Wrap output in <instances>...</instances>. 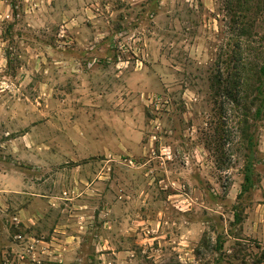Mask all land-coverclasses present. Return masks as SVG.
<instances>
[{"label": "rangeland", "instance_id": "obj_1", "mask_svg": "<svg viewBox=\"0 0 264 264\" xmlns=\"http://www.w3.org/2000/svg\"><path fill=\"white\" fill-rule=\"evenodd\" d=\"M239 52L263 62L264 0H0V264H264Z\"/></svg>", "mask_w": 264, "mask_h": 264}, {"label": "trees", "instance_id": "obj_2", "mask_svg": "<svg viewBox=\"0 0 264 264\" xmlns=\"http://www.w3.org/2000/svg\"><path fill=\"white\" fill-rule=\"evenodd\" d=\"M247 37V35H246ZM248 57H245L243 52H239L236 55L235 66L227 73L225 81L227 86L225 90V96L236 103L241 110L242 115H234V119H238L237 126H243L242 137H245L249 142L250 156L247 160L251 159L252 156L257 153V142L254 141V136L248 134V130L254 127V124L250 125L248 119L253 123L260 120L264 111V58L262 63H259V54L250 63L251 68H247L245 63ZM251 100L246 102L245 100ZM248 105V106H247ZM254 108V111L253 109ZM239 116V117H238ZM241 116L243 120L241 121ZM238 117V118H237ZM231 120V119H230ZM233 120V119H232ZM254 187L253 181V164L247 163L245 168V178L242 186V194L250 192ZM241 194V195H242Z\"/></svg>", "mask_w": 264, "mask_h": 264}, {"label": "crops", "instance_id": "obj_3", "mask_svg": "<svg viewBox=\"0 0 264 264\" xmlns=\"http://www.w3.org/2000/svg\"><path fill=\"white\" fill-rule=\"evenodd\" d=\"M261 150L264 152V142L262 143L261 145ZM4 176V177H9L11 178V181H12V175L10 173H3V172H0V178ZM0 191H6L4 189L1 188V185H0ZM29 214H28V218H29ZM30 240H33L34 241V244L32 245V249H34L33 251V254H36L37 255V250L35 249H43V248H46L47 250L45 252H49V248H51V246H57V247H63L64 245L59 243V242H65V241H62V240H59V239H56L55 237H52L51 239L50 238H46V239H43V238H30ZM31 246V245H30ZM59 253V251H56ZM38 255H41L38 253ZM62 256V254H60ZM61 256L59 257L58 255H53V259L54 260H61Z\"/></svg>", "mask_w": 264, "mask_h": 264}]
</instances>
